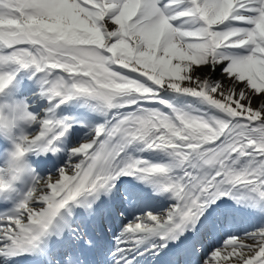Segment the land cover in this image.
I'll return each instance as SVG.
<instances>
[{
  "label": "snow or ice",
  "instance_id": "snow-or-ice-1",
  "mask_svg": "<svg viewBox=\"0 0 264 264\" xmlns=\"http://www.w3.org/2000/svg\"><path fill=\"white\" fill-rule=\"evenodd\" d=\"M55 2L0 0V95L26 71L50 104L38 117L23 101L0 103V134L11 143L0 164V198L30 178L12 211L0 214V257L35 252L62 210L91 208L89 198L94 203L119 177L131 176L173 203L127 223L114 257L131 264L127 245L157 240L151 248L156 257L168 254L167 264H264V227L229 235L207 252L199 241L183 247L185 233L195 237L218 201L264 215V0H67L93 31L64 41L32 26ZM216 65L227 85L195 76ZM162 90L209 111L177 109L160 98ZM77 98L94 101L104 123L71 149L65 167L38 177L27 156L59 150L70 123L55 111ZM33 125L36 131L23 130ZM135 145L165 162L130 155Z\"/></svg>",
  "mask_w": 264,
  "mask_h": 264
},
{
  "label": "bare ground",
  "instance_id": "bare-ground-1",
  "mask_svg": "<svg viewBox=\"0 0 264 264\" xmlns=\"http://www.w3.org/2000/svg\"><path fill=\"white\" fill-rule=\"evenodd\" d=\"M209 68L210 67H208L207 70H203V69L196 70L195 76L200 78V79H207L208 81H211V82L219 81L222 84L227 85V82H226L224 76L219 74L217 71H210ZM30 75L31 74L26 72V71L21 72L16 77V79L13 81L14 84H12L10 86V88L6 91V93L4 95H0V103H11V102L23 101L25 104L29 105L32 109H35L38 107V105H41V108L37 111L36 115L38 117H43L45 115L46 110L50 107V104H49L48 100H46L45 98H43L40 95V86H39V83L37 82V79L34 77L30 78ZM15 82H17V83H15ZM66 110L71 111V113L73 114V120L71 123L70 120L68 119V121L70 123L69 132L66 134L65 138H63L61 140V142L57 145V148L59 150L55 154L48 152V153L41 154V155H31L30 154L27 156V162H28L29 166L34 170L35 175H37L38 177H42L41 174L46 175L45 177H49L51 175H47V174H50L52 172H53L52 175H54L57 172L58 167L60 166L58 159L60 158L61 153H59V152L66 149L67 147H69V153H70L71 149L74 146H77V145L81 144L82 142H84L85 140H87L88 138H90V136L92 134V129L95 126H98V125L104 123V120H105V116H103L99 112V110L96 108V105L91 100H85V99L77 98V99H73L71 101H68L67 103L60 105V107H58L56 109L55 115H57L59 113L60 119H63V118H65V116L63 115L64 117H62V113L67 112ZM57 119H59V118H57ZM94 121H97V122L93 123ZM98 122H100V123H98ZM23 130L26 133H31V132H34L37 130V126L33 125L30 127H26ZM19 131H20V129H17L16 134H19ZM0 145H1V147H0V164H2L4 156L11 149V143H10L9 139L3 134H0ZM138 149L139 148H137L135 146L130 147L128 149V153L132 156L139 155L140 153L137 151ZM146 154L152 155L153 153L146 152ZM30 157L36 165H38L39 163L43 164L45 159L49 157L54 165L53 166L51 165V166L46 167V168H45V166L38 167V169H36L34 167L35 165H32V163L30 162ZM69 162H70V160H69V155H68L67 159H64V162L62 164H64V166H65ZM123 177L124 176H122V179H123ZM120 178L121 177H119L117 180L121 181L122 179H120ZM127 178H131V176H127ZM136 182H137V185H136L137 189H139V188H144L143 190L147 189L146 192L144 194H141V195H145L146 193H148L147 195H145V197L148 196L149 198L153 199V202H154L153 204L146 203V205L145 204L141 205V206L139 205L140 203L138 202V200H139V198H141V196L138 197L136 195V193H137L136 191L130 190V188L133 187V185ZM29 183H30V178L28 176H24L22 178V180L19 182L18 188L16 189L14 195H11L7 199L0 198V214L10 213L12 211L16 202L26 192ZM128 185L130 187L124 186V189L122 191H119L118 188L115 187L114 190L116 191V193H113L114 190H113V192H108L106 194L101 192L99 194L98 198L95 199L94 203H92L93 198H91V199L89 198V203H91V206H93V207H91L93 212L95 214H98V211L101 209V207H100L101 205H106V204L109 206L118 205L117 203L114 202V200L120 199L121 202H119V203H121V206H122L121 207L122 209H120V210H122V211L121 212L119 211L118 215H120V217H121L120 219H124L123 224L125 226L134 217L143 216L146 213H150L149 210L151 212H155V210H157V207L161 208L167 202L172 203V201L169 199L168 194H157L150 185H148L146 183H141L136 178L132 177L131 180L129 181ZM119 193H121L122 195H120ZM218 202H219L218 204L220 205V208H219V211L216 213L217 215L213 217L212 212L215 210L210 209L209 210V220L205 223V224H208L207 229L209 230V232L205 233V234L204 233L200 234V235L203 234L202 241L205 242L204 247H207V246L212 247V245L214 246L217 243H219L218 247H220L222 245L223 241L225 239H227L229 235H235L236 234L235 230H233L232 232L229 231V230H231L230 228H228L229 227L228 226L229 220L225 221V226L222 224L223 219L221 218V213H219L220 211L223 213L224 211L229 209V212L234 213V216H236V218L241 217L242 215L244 217L247 216L250 218L249 225L251 223L252 226H253V224L260 225V226L264 224V223L261 224L262 223L261 221L264 219V215H260L256 212H254L253 210L246 208L244 206H241V209H240L239 208L240 206L233 203L232 200H231L232 204L227 200H224L223 202H220V201H218ZM77 211L83 212L82 213L83 216L80 215L79 213L77 214ZM228 217H229V214H228ZM84 219H86V221H87V226L86 225L84 226L82 224V221ZM236 220H238V219H236ZM73 221H75V226L72 225ZM95 221H97L96 217L93 215L90 216L85 207L76 206L75 204L70 205L65 210H62L60 216L56 220H54V226L50 229V234L47 237L48 239L43 242L44 249L48 248V249L53 250V254L56 257L58 256V258H59L61 256V251L64 248H67L65 242L62 243V240L64 238H69L68 240H72L75 237L78 238L77 240L79 242H80V240H85L87 245L90 244V247H91V243H93L92 239H94L93 235L96 234L98 236L97 225H96ZM103 225L106 226L105 228L107 230L111 229V226H109L107 224H103ZM235 225H237L236 222H234V226ZM204 226H206V225H204ZM234 226L232 225V227H234ZM65 227H67L68 231H65ZM236 227H238V229L239 228L241 229L240 225H238ZM114 229L115 228L112 227L111 230L113 231ZM79 232L84 233L83 237H82V235L79 236ZM200 235H199V237H200ZM223 236H224V238L221 239ZM185 237H187V239L183 241V247L185 250L190 251L192 246H193L191 234L186 232ZM111 240H112V242L114 241L113 244L116 243L115 239H111ZM178 242H181V241H178ZM159 243H160L159 241L154 240V242H152V241L148 242V243L146 242V243L141 244L139 246H133L130 244L131 246L128 248L134 249L137 247V250L135 252H138V250H140L138 253V255H140V258H138V259L133 258V257L128 258V256H124V255L123 256L128 261H131V264H136V263H138V264H167L168 258H165L166 254L161 255L160 257H156L154 255L155 250L151 248L152 244L158 245ZM64 245H65V247L62 248ZM103 245L105 246V244H103ZM113 246H114V252H115L117 246L116 245H113ZM204 247L201 249L202 252H204ZM87 249H85V251L87 252L89 259H87V261H85L84 264H92V262H95L96 257H94L95 255L93 254V252L90 249H88V250ZM102 251H103V249L100 250V252H102ZM61 257H60L61 259H65L63 264H78L79 257L77 255V253H75V252L72 253L71 251L66 250L64 252L63 256H61ZM141 257H146V258L141 259ZM4 259L5 258L0 257V264H14V261L12 262L11 259H6L7 261H4ZM13 259L14 258H12V260ZM110 259H111L110 262H107V264H109V263L115 264V261L117 259H120V264H125V260L121 259V257L119 255L112 257ZM194 259H195V257H192V260H194ZM182 262L185 263V259L184 258H178V264H183Z\"/></svg>",
  "mask_w": 264,
  "mask_h": 264
},
{
  "label": "rangeland",
  "instance_id": "rangeland-1",
  "mask_svg": "<svg viewBox=\"0 0 264 264\" xmlns=\"http://www.w3.org/2000/svg\"><path fill=\"white\" fill-rule=\"evenodd\" d=\"M221 66V68H220V73L221 74H223L224 75V67H223V65H220ZM214 71V70H213ZM222 75V76H223ZM15 83H17V82H15ZM14 84V83H13ZM159 96H160V98L161 99H163L164 101H166L168 104H171L173 107H175V108H177V109H183V110H185V111H188V110H195L194 112H193V114H197V112H208L209 110L207 109V107L205 106V105H202L201 103H199L200 105H197L195 102L193 103V102H191V101H188V99H186V98H182V96H184V95H182V94H176V93H172V92H166V91H161L160 93H159ZM80 99H85V98H80ZM184 99V100H183ZM85 100H88V99H85ZM94 104H95V102L94 101H92ZM149 107H152V108H156V109H158V110H163L164 112H168L169 111V109H167V108H164L162 105H160L159 103H151V104H149L148 105ZM41 108V105H38V107L37 108H35V109H32L29 105H28V111L30 112V113H32V114H34V115H36L37 114V111L39 110ZM198 109V110H197ZM67 112H65V113H62V117H64L65 116V118H67V119H69L70 120V122L72 123V120H73V114L71 113V111L70 110H66ZM66 114V115H65ZM64 115V116H63ZM56 118H59L60 119V115H59V113L56 115ZM97 121H94L93 123H96ZM98 123H100V122H98ZM135 147H137V148H140V146L139 145H135ZM61 155H60V158L58 159V161H59V164H60V166L58 167V169H60V168H63V167H65L64 166V164H62L63 162H64V159H67V157H68V155H69V147H67L66 149H64V150H62L61 152ZM139 155H141V156H143L145 159H148V160H151V161H153V162H165V160H166V158L165 157H163V156H161V155H159V154H156V153H153L152 155H148V154H146V152H143V153H140ZM135 156V155H134ZM53 173V172H52ZM52 173H50V174H47V175H52ZM41 178H44L46 175H42L41 174ZM227 201H231L230 199L229 200H227ZM146 203V202H145ZM173 203V202H172ZM172 203H169V202H167L164 206H162L161 208H157V210H155V212H150V213H152V214H161V213H163V212H165L168 208H169V206L172 204ZM217 203H219V202H217ZM234 203V202H233ZM237 205V204H236ZM240 207V209H241V205H239ZM223 216H224V218L226 219V221L227 220H229V227L228 228H230L231 230H229V231H233V230H235V232H236V236H243V235H245V233H248V232H253V231H255V230H257V229H259V228H261V227H264L263 225V223H264V219L261 221L262 223L261 224H263V225H256V224H253V226H252V224L250 223V225H249V220H250V218L249 217H244L243 215L241 216V217H237L236 218V216H231V215H233V213L231 212H229L228 211V213L226 212V211H224L223 212ZM228 214H229V217H228ZM236 219H238V220H236ZM247 220V221H246ZM244 221V222H243ZM124 222V219L123 220H119L118 222H117V225L115 226V229L112 231V233L110 234V237H108V239H109V243H110V246H112V242H111V239H115L116 240V238H118L119 236H120V233L122 232V230H123V226H124V224H122ZM234 222H236L237 223V225H235L234 226ZM232 225L234 226V227H232ZM238 225H240V227H241V229L239 228L238 229V227H236V226H238ZM224 238V236L221 238V239H223ZM202 239H203V237H202ZM154 242V240H150V241H148V242ZM147 242V243H148ZM205 245V244H204ZM218 245H219V243H217V244H215L214 246L212 245V247H206V249L204 250V252H207V251H210L212 248H217L218 247ZM117 246V245H116ZM131 245L129 244V245H127V249L128 250H126L125 251V253L123 254L124 256H128V258H140V255H138V253H139V251L140 250H138V252H135L136 250H137V247L136 248H128V247H130ZM112 247H114V246H112ZM121 247H124V245H121ZM136 253V254H135ZM148 254V253H147ZM146 257H141V259H145ZM195 261V259L193 260V262ZM136 264H138V263H136Z\"/></svg>",
  "mask_w": 264,
  "mask_h": 264
},
{
  "label": "clouds",
  "instance_id": "clouds-1",
  "mask_svg": "<svg viewBox=\"0 0 264 264\" xmlns=\"http://www.w3.org/2000/svg\"><path fill=\"white\" fill-rule=\"evenodd\" d=\"M45 17L33 21L32 26L35 27L37 34H54L60 41L72 40L78 33L90 35L93 31L88 23L80 19L79 13L67 3V0H56L54 6L45 13Z\"/></svg>",
  "mask_w": 264,
  "mask_h": 264
},
{
  "label": "water",
  "instance_id": "water-1",
  "mask_svg": "<svg viewBox=\"0 0 264 264\" xmlns=\"http://www.w3.org/2000/svg\"><path fill=\"white\" fill-rule=\"evenodd\" d=\"M220 68H221V66L220 65H217V66H215V67H210L209 69H210V71H217L219 74H221L220 73ZM221 75H223V74H221ZM224 76V75H223ZM184 98H186V99H188L189 101H191V102H193L194 101V98H192V97H190V96H184Z\"/></svg>",
  "mask_w": 264,
  "mask_h": 264
}]
</instances>
